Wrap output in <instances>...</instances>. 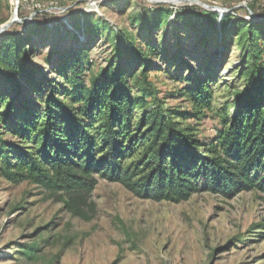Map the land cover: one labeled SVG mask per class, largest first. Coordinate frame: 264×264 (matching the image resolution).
<instances>
[{
    "label": "rangeland",
    "instance_id": "374dc122",
    "mask_svg": "<svg viewBox=\"0 0 264 264\" xmlns=\"http://www.w3.org/2000/svg\"><path fill=\"white\" fill-rule=\"evenodd\" d=\"M197 10L215 19L205 24L203 15L194 16L190 28L191 21L176 17ZM6 25L0 33V98L18 106L36 102L29 84L43 91L47 84L63 87L60 75L78 54L90 84L109 65L126 64L146 82L132 89L133 96L154 93L173 111L192 110L187 96L178 95L189 68L204 75L209 68L213 108L231 111L251 60L250 46L238 39L245 34L248 43V34L258 36L264 55V0H0V30ZM147 40L157 53L141 48L151 70L146 74L135 61L126 62L123 48ZM26 61L34 65L29 83L16 71ZM151 104L146 95L134 115ZM5 112L6 106L0 117ZM215 113L175 121L207 145L221 128ZM0 138L15 141L1 127ZM0 264H264V193L200 190L187 201L159 202L98 179L92 192L70 197L12 183L0 171Z\"/></svg>",
    "mask_w": 264,
    "mask_h": 264
},
{
    "label": "trees",
    "instance_id": "16d2710c",
    "mask_svg": "<svg viewBox=\"0 0 264 264\" xmlns=\"http://www.w3.org/2000/svg\"><path fill=\"white\" fill-rule=\"evenodd\" d=\"M195 12H179L176 17L191 21L190 28L196 25L194 16L203 15L205 24L215 19L212 12ZM223 22L227 24L224 18ZM247 36L248 43L245 34L238 42L250 46V67L231 111L213 108L210 69L206 75L193 74L191 67L178 91L179 96H187L190 112L164 109L161 99L147 93L153 104L136 117L135 110L146 103V92L135 97L132 89L146 82L135 71L129 73L126 64L116 63L90 84L76 54L71 68L60 75L63 87L47 84L49 88L43 91L29 84L38 98L34 103L18 102L19 106L7 97L0 98V109L6 106L0 127L15 139L0 138L3 177L70 197L92 192L98 179L119 183L135 196L159 202L187 201L200 190L225 196L254 190L264 193V55L262 43L257 44L259 37ZM145 42L140 49L130 42L123 51L126 62L135 61L147 74L151 70L141 48L149 50L150 56L157 48ZM18 69L29 83L34 65L26 61ZM14 83L15 87L20 84ZM207 112H217L221 126L207 145L175 121L199 120Z\"/></svg>",
    "mask_w": 264,
    "mask_h": 264
},
{
    "label": "water",
    "instance_id": "95a60500",
    "mask_svg": "<svg viewBox=\"0 0 264 264\" xmlns=\"http://www.w3.org/2000/svg\"><path fill=\"white\" fill-rule=\"evenodd\" d=\"M207 10H215V8H213V7H209V6H205V5H203ZM7 28V25L6 26H4V28H2L1 30H0V33H2V31H4V29H6Z\"/></svg>",
    "mask_w": 264,
    "mask_h": 264
}]
</instances>
